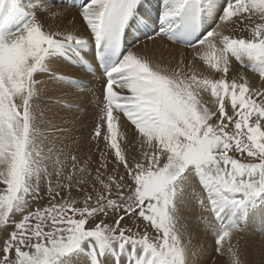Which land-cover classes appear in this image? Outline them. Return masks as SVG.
I'll list each match as a JSON object with an SVG mask.
<instances>
[{
    "label": "snow or ice",
    "instance_id": "1",
    "mask_svg": "<svg viewBox=\"0 0 264 264\" xmlns=\"http://www.w3.org/2000/svg\"><path fill=\"white\" fill-rule=\"evenodd\" d=\"M257 215L264 0H0V264H264Z\"/></svg>",
    "mask_w": 264,
    "mask_h": 264
},
{
    "label": "bare ground",
    "instance_id": "2",
    "mask_svg": "<svg viewBox=\"0 0 264 264\" xmlns=\"http://www.w3.org/2000/svg\"><path fill=\"white\" fill-rule=\"evenodd\" d=\"M253 80H255L254 76H253ZM253 222L256 223L257 225H262L263 224V220L260 218L259 215H257L254 218ZM249 235L251 236L253 242L256 245V249H257L256 252L253 254V256L251 258L258 262L261 259V255H260V251H259V245H260V242L262 240H264V239L259 237L256 233L252 232L251 230H249Z\"/></svg>",
    "mask_w": 264,
    "mask_h": 264
},
{
    "label": "rangeland",
    "instance_id": "3",
    "mask_svg": "<svg viewBox=\"0 0 264 264\" xmlns=\"http://www.w3.org/2000/svg\"><path fill=\"white\" fill-rule=\"evenodd\" d=\"M252 232L256 233L259 237L264 239V220L262 225H257L252 221L250 229Z\"/></svg>",
    "mask_w": 264,
    "mask_h": 264
}]
</instances>
